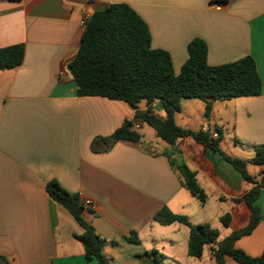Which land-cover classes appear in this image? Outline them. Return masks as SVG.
<instances>
[{"label": "crops", "instance_id": "0c3cea01", "mask_svg": "<svg viewBox=\"0 0 264 264\" xmlns=\"http://www.w3.org/2000/svg\"><path fill=\"white\" fill-rule=\"evenodd\" d=\"M111 4L135 11L148 28L151 48L170 55L175 74L193 39L206 44L210 66L253 58L260 95L215 100L208 117L204 101L184 98L173 118L184 130L216 133L220 149L245 161L255 180L264 172V165L251 161L255 147L264 145V0H0V49L24 48L20 65L0 70V257L6 264H97L85 259L75 238L81 227L47 195L50 181L77 194L81 203L91 202L82 204V217L103 240L108 264H153L151 250L164 264H215L213 244L204 246L201 257H190L187 226L153 221L164 206L192 225L216 229L218 241L248 223L246 204L233 200L242 199L252 184L218 153L189 136L176 143L175 159L195 172L206 194L200 204L170 166L168 146L134 120L133 109L76 95L68 64L84 31L80 20ZM156 103L153 112L163 117ZM137 108L146 110V102ZM126 121L142 136L138 146L118 142L91 151L94 139L109 137ZM254 205L260 220L235 246L258 257L264 253V187ZM132 233L137 243L128 240ZM223 264L239 263L225 257Z\"/></svg>", "mask_w": 264, "mask_h": 264}, {"label": "trees", "instance_id": "16d2710c", "mask_svg": "<svg viewBox=\"0 0 264 264\" xmlns=\"http://www.w3.org/2000/svg\"><path fill=\"white\" fill-rule=\"evenodd\" d=\"M186 54L185 62L175 74L170 55L151 48L148 28L135 11L126 4H111L90 16L68 70L75 81L78 97L99 96L120 101L134 110V120L155 131L157 138L168 146L165 156L180 175L182 186L200 204L205 203L206 194L198 186L195 172L175 159L176 143L184 137L189 136L204 148L218 153L240 173L244 181L252 184L242 199L233 200L246 204L250 213L248 223L219 241L216 229L207 224L192 225L185 216L175 214L165 206L155 213L153 221L159 225L180 223L187 226V254L190 257H201L204 246L213 244L211 252L215 264H223L225 257L239 264H264V253L251 257L235 246L236 241L249 235L260 220V210L254 201L264 187V172L255 180L248 174L245 161L230 157L220 149L219 136L212 138L207 130H184L175 124L173 118L174 112L180 109V100L184 98L204 101V113L208 117L211 103L215 100L260 95L261 79L256 64L252 57L245 56L234 62L210 66L206 60V44L200 39H193L187 44ZM23 56L22 45L1 48L0 70L20 65ZM141 101L146 102V110H138L137 105ZM154 101L157 102L156 109L164 112L163 117L153 112ZM132 124L126 121L109 137L94 139L91 151H100V144L104 145L105 151L118 142L138 146L142 136L132 128ZM251 161L258 166L264 165V145L255 147ZM45 190L49 198L62 206L81 227L82 233L75 238L84 248L85 259L108 264L102 255L103 240L82 217L79 196L67 192L56 181L46 183ZM221 222L226 226L229 216H222ZM128 240L138 242L135 233ZM148 255L153 264H164L162 255L156 250L149 251ZM0 264H6L2 257Z\"/></svg>", "mask_w": 264, "mask_h": 264}, {"label": "built area", "instance_id": "2783aa9c", "mask_svg": "<svg viewBox=\"0 0 264 264\" xmlns=\"http://www.w3.org/2000/svg\"><path fill=\"white\" fill-rule=\"evenodd\" d=\"M90 16L88 14H84L82 15V18L80 20V24H81V27L84 29L88 20H89ZM137 127V126H136ZM205 130V129H204ZM211 137L212 138H216L217 135L216 133H213L211 134ZM85 207H91V202L89 200H84L83 203H82Z\"/></svg>", "mask_w": 264, "mask_h": 264}, {"label": "rangeland", "instance_id": "374dc122", "mask_svg": "<svg viewBox=\"0 0 264 264\" xmlns=\"http://www.w3.org/2000/svg\"><path fill=\"white\" fill-rule=\"evenodd\" d=\"M153 150H154V149H153ZM154 151H156V149H155Z\"/></svg>", "mask_w": 264, "mask_h": 264}]
</instances>
